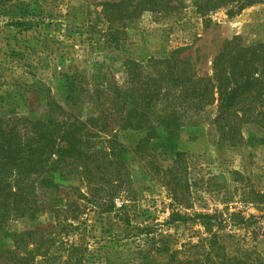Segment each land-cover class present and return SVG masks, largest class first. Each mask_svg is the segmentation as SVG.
<instances>
[{
    "label": "trees",
    "instance_id": "obj_1",
    "mask_svg": "<svg viewBox=\"0 0 264 264\" xmlns=\"http://www.w3.org/2000/svg\"><path fill=\"white\" fill-rule=\"evenodd\" d=\"M258 3L264 0H191L190 8L207 22L209 14L225 10L233 17ZM188 10L181 0H99L95 11L71 29L90 37L98 34L109 49L114 41L110 18L120 23L148 17L164 27L183 20ZM184 51L166 43L161 53L142 63L121 62L120 82L92 86L84 77H74L62 103L47 92H29L23 114L0 113V234L6 232L11 241L0 250V264H263L239 232L264 215L246 218L230 209L187 214L170 203L163 223L141 225L134 223L129 205L114 209L112 204L129 194L125 158L138 154L159 175L149 144L159 131L179 140L185 128L202 125V113L211 105L217 109L210 126L220 146L239 145L243 125L264 130V43L246 46L237 37L228 41L213 58L208 79L197 76ZM123 133L141 138L129 146L120 139ZM182 156L175 153L167 169L171 176ZM71 174L88 180L86 203L113 214L121 235L112 233L103 245L93 243L94 248L88 243L87 225L80 221L82 205L72 199L74 188L57 182L68 181ZM257 199L264 204L261 194H255ZM54 202L73 209L62 213ZM175 227L192 229L191 237L178 241L160 236ZM100 247L109 255L101 257Z\"/></svg>",
    "mask_w": 264,
    "mask_h": 264
},
{
    "label": "rangeland",
    "instance_id": "obj_2",
    "mask_svg": "<svg viewBox=\"0 0 264 264\" xmlns=\"http://www.w3.org/2000/svg\"><path fill=\"white\" fill-rule=\"evenodd\" d=\"M181 1L190 10L180 22L164 27L148 17L120 23L110 18L114 41L108 49L103 48L98 34L90 37L71 29L72 25H81L88 11H95L99 0H0V113L23 114L29 92H47L49 98L62 103L74 77H84L92 86L111 79L120 82L124 77L121 62L142 63L161 53L166 43L171 48L184 47L182 56L190 61L198 77L207 79L213 74V58L228 41L237 37L246 46L264 43V3L254 4L233 17L221 10L206 16L204 22L192 12L191 0ZM216 109L215 104L206 108L202 125L185 128L179 140L167 139L164 131L158 132L149 147L159 175L156 170H148L138 154L128 155L125 163L129 194L116 197L112 202L114 209L123 203L129 205L134 223L141 225L163 223L171 213L170 203H176L187 214L230 209L242 212L246 218L264 215V204L254 201L256 193L264 197V130L243 125L239 128V145L220 146L210 126ZM140 138L135 133L120 135L129 146ZM176 152L183 154V160L181 166L175 165L171 176L167 169L173 165ZM57 182L74 188L72 199L82 205L80 221L87 225L86 238L93 248V243L103 245L114 237L112 233L121 235L113 214L99 213L86 203L87 179L71 174L68 181ZM128 186L126 181L123 187ZM172 195H176L175 201ZM52 205L62 213L73 209L62 202ZM41 220L46 221L47 217ZM192 231L175 227L160 236L184 241ZM194 231L201 232L198 228ZM239 233L248 239V249L255 252L254 257L264 264V220ZM9 246L7 233H1L0 250ZM99 249L101 257L109 255L104 256L106 247Z\"/></svg>",
    "mask_w": 264,
    "mask_h": 264
}]
</instances>
